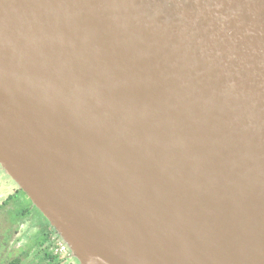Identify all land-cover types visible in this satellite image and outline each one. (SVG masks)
<instances>
[{
	"label": "water",
	"instance_id": "water-1",
	"mask_svg": "<svg viewBox=\"0 0 264 264\" xmlns=\"http://www.w3.org/2000/svg\"><path fill=\"white\" fill-rule=\"evenodd\" d=\"M0 166L79 264H264V0H0Z\"/></svg>",
	"mask_w": 264,
	"mask_h": 264
},
{
	"label": "rangeland",
	"instance_id": "rangeland-1",
	"mask_svg": "<svg viewBox=\"0 0 264 264\" xmlns=\"http://www.w3.org/2000/svg\"><path fill=\"white\" fill-rule=\"evenodd\" d=\"M15 190H18V192L15 193ZM0 205V241H2L3 238L8 240L10 237L12 240H14L12 234L13 232H15L14 234L18 232L19 235L16 236V238H21V240H24L22 243V249L26 251L24 257L26 259V264V262H28L29 255L33 254L34 252V243L37 246L40 244H45L49 233H47L45 230L43 231L42 226L44 223L48 226L49 222L45 220V218L35 208L25 193L18 188L16 183L8 176L7 172L3 170L1 166ZM48 227L51 228L50 226ZM26 231L28 232L27 237L26 235L23 236L24 232ZM0 252H2L1 247ZM6 254L7 253H3L0 255V259L2 260Z\"/></svg>",
	"mask_w": 264,
	"mask_h": 264
},
{
	"label": "flooded vegetation",
	"instance_id": "flooded-vegetation-1",
	"mask_svg": "<svg viewBox=\"0 0 264 264\" xmlns=\"http://www.w3.org/2000/svg\"><path fill=\"white\" fill-rule=\"evenodd\" d=\"M14 192L17 193L18 190H15ZM48 226H50L49 223ZM48 226L45 225V223L42 226V230L43 231L45 230L47 233H49V236L46 238L45 244H40L37 246L34 243L33 245L34 252L33 254L29 255L28 257L29 259L28 262H26V264H77V262L72 258L71 253H69L66 256H61L55 251L57 244L60 241V238L58 237L55 230L52 229L51 226H50L51 228H49ZM14 233L15 232H13L12 234L14 240H12V238L10 237L8 240H5L3 238V240L0 241V247L2 249L0 255H2L3 253H7L2 260L0 259L1 260L0 264H10L14 260H19V264H25L26 259L24 257L26 251L22 249L23 248L22 243L24 242V240H21V238L17 239L16 236H18L19 233L18 232H16V234ZM27 234L28 232L26 231L24 232L23 235H26L27 237Z\"/></svg>",
	"mask_w": 264,
	"mask_h": 264
},
{
	"label": "built area",
	"instance_id": "built-area-1",
	"mask_svg": "<svg viewBox=\"0 0 264 264\" xmlns=\"http://www.w3.org/2000/svg\"><path fill=\"white\" fill-rule=\"evenodd\" d=\"M55 251L61 256H66L70 253L67 246L65 245V243L61 239L58 242Z\"/></svg>",
	"mask_w": 264,
	"mask_h": 264
},
{
	"label": "trees",
	"instance_id": "trees-1",
	"mask_svg": "<svg viewBox=\"0 0 264 264\" xmlns=\"http://www.w3.org/2000/svg\"><path fill=\"white\" fill-rule=\"evenodd\" d=\"M41 214V213H40ZM42 215V214H41ZM43 216V215H42ZM59 237V236H58ZM71 253V252H70ZM71 256H72V258L77 262V264H79V262L77 261V259L72 255V253H71ZM10 264H19V260H14V261H12Z\"/></svg>",
	"mask_w": 264,
	"mask_h": 264
},
{
	"label": "crops",
	"instance_id": "crops-1",
	"mask_svg": "<svg viewBox=\"0 0 264 264\" xmlns=\"http://www.w3.org/2000/svg\"><path fill=\"white\" fill-rule=\"evenodd\" d=\"M23 236H25V235H23Z\"/></svg>",
	"mask_w": 264,
	"mask_h": 264
}]
</instances>
